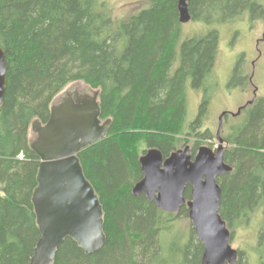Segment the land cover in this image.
I'll use <instances>...</instances> for the list:
<instances>
[{
  "label": "trees",
  "instance_id": "16d2710c",
  "mask_svg": "<svg viewBox=\"0 0 264 264\" xmlns=\"http://www.w3.org/2000/svg\"><path fill=\"white\" fill-rule=\"evenodd\" d=\"M252 0H190L191 21L223 23L242 10L252 17L264 9ZM124 20L103 12L97 0H0V47L6 55L7 86L0 111V264H28L40 237L31 203L39 158L29 147L32 122L45 124L54 99L73 83L98 91L107 136L82 150L78 159L103 210L104 246L86 255L66 238L53 264H200L203 246L189 231L187 240L165 247L174 216L145 196H134L142 179L139 158L157 149L163 158L187 143L206 138L200 127L210 96L204 87L218 45L216 30L180 38L177 0H145ZM257 3V0H253ZM173 73L171 69L174 67ZM233 70L231 86L239 78ZM203 88L189 123L186 84ZM241 83V82H240ZM230 86V87H231ZM222 137L219 214L228 229L262 209L254 264H264V98L241 111ZM224 126V125H223ZM198 141L190 148L194 157ZM186 146V145H185ZM184 197L189 200V188ZM178 214L187 216L183 206ZM232 237V234L230 238ZM238 251L236 264H250Z\"/></svg>",
  "mask_w": 264,
  "mask_h": 264
},
{
  "label": "water",
  "instance_id": "95a60500",
  "mask_svg": "<svg viewBox=\"0 0 264 264\" xmlns=\"http://www.w3.org/2000/svg\"><path fill=\"white\" fill-rule=\"evenodd\" d=\"M189 1L177 0L179 24L191 20ZM6 86V55L0 47V111ZM88 90L77 92L74 100L52 103L47 122L34 121L30 126L35 138L29 147L39 158L31 203L40 237L28 264H53L66 238L86 255L97 253L106 242L102 206L83 174L78 154L105 138L111 121L100 119L98 91ZM255 94L236 113L223 111L219 115L214 150L201 146L192 157L186 145L163 158L153 148L139 158L142 179L133 185L132 195L145 196L166 214H177L186 206L196 240L203 246L200 264H236L238 259V251L230 246V230L219 214L221 189L217 179L232 170L223 160L226 145L221 130L223 117L239 116L253 104ZM187 188L189 200L184 197Z\"/></svg>",
  "mask_w": 264,
  "mask_h": 264
},
{
  "label": "rangeland",
  "instance_id": "374dc122",
  "mask_svg": "<svg viewBox=\"0 0 264 264\" xmlns=\"http://www.w3.org/2000/svg\"><path fill=\"white\" fill-rule=\"evenodd\" d=\"M104 5L103 12L111 13V18L114 20H124L131 13L137 11L146 5L145 0H97ZM264 3V0H257ZM258 15V14H257ZM254 18L246 19L242 14L235 16L233 19L223 23H215L206 25L203 22L190 21L187 24L181 25L180 38L176 48L178 52L179 45L186 39L205 35L208 31L216 30L218 34V45L215 63L209 79L204 83V87L210 96L208 112L203 125L200 127V132L206 133V138L196 139L194 137H179L185 142H180L176 146L177 149H182L185 145L190 148L195 145V141L199 147L206 146L214 150L217 147L215 133L217 129V119L223 111L236 113L237 109L250 101L253 97V87L256 88V99L264 98V43L258 45V51L261 56L257 59L258 53L255 50L256 40L260 39L261 33L264 32V21ZM256 60L252 83L247 81L242 83H234L231 86L233 70L237 65L241 72V77L249 78L252 73L251 61ZM176 66L171 69L173 73ZM237 78L234 81L237 82ZM73 86L78 87L80 93L87 92L88 88L83 83L77 82L68 85L66 89ZM231 86V87H230ZM203 88L193 90L189 84H186V103L187 114L185 122L189 123L194 120L197 109L203 96ZM58 99H55L57 103ZM251 106V105H248ZM240 113L237 117L227 116L223 120L221 136L224 137L230 125L241 119ZM35 138V134L28 131V140ZM227 146V145H226ZM196 154V153H195ZM262 209L258 208L247 220L236 224L230 229L232 237L230 238V246L244 253V258L250 259V264H254L257 254L253 250V246L257 244V236L259 224L262 216ZM174 216V223L171 230L165 234V247L171 242L176 241L178 245L183 244L192 229L188 217L184 214H171ZM196 239V236H194Z\"/></svg>",
  "mask_w": 264,
  "mask_h": 264
},
{
  "label": "flooded vegetation",
  "instance_id": "af4514ba",
  "mask_svg": "<svg viewBox=\"0 0 264 264\" xmlns=\"http://www.w3.org/2000/svg\"><path fill=\"white\" fill-rule=\"evenodd\" d=\"M247 1H250V0H247ZM251 3L252 4H255L256 6H258V7H261V8H263L264 9V3H262V2H257V3H255V2H253V0L251 1ZM242 14V16L244 17L245 16V18L246 19H248V18H254V17H252L251 15H250V13H249V11L248 10H242L241 11V13L239 14V15H241ZM238 15V16H239ZM255 17H257L256 19H258V20H261V21H264V16H262V15H257V16H255ZM191 21V20H190ZM189 21V22H190ZM188 22V23H189ZM194 22H197V21H194ZM187 24V23H186ZM180 25H183V24H180ZM260 43H264V32H262L261 33V37H260V39H258V40H256V43H255V50L257 51V53H258V56H257V59L261 56V53L258 51V45L260 44ZM257 59H255V60H252L251 61V66H252V73H251V75L249 76V78H244V77H241V72H240V70L238 69V73H239V79H240V82L242 83V82H244V81H247L248 82V84H251L252 83V77H253V74H254V67H255V63H256V60ZM238 66V65H237ZM240 66V65H239ZM239 68V67H238ZM78 87L77 86H73V87H71V88H68V89H66V90H64V93H62L57 99H58V101H57V103H59V102H61L63 99H65V98H69V99H72V100H74V97H75V95H76V93L78 92V93H80L78 90ZM256 88L255 87H253V90H252V94H253V97H254V92L256 93ZM87 92H89V90H87ZM253 97H252V99H253ZM251 99V100H252ZM255 100H256V97H255ZM255 100H254V102H255ZM253 102V103H254ZM253 105V104H252ZM227 116H229V114H226L224 117H223V120H224V118L225 117H227Z\"/></svg>",
  "mask_w": 264,
  "mask_h": 264
}]
</instances>
